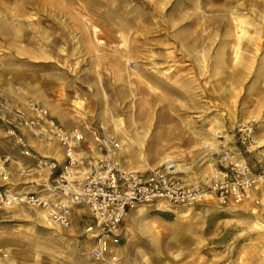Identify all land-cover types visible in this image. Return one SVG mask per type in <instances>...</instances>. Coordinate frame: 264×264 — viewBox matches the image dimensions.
<instances>
[{
    "label": "rangeland",
    "instance_id": "1",
    "mask_svg": "<svg viewBox=\"0 0 264 264\" xmlns=\"http://www.w3.org/2000/svg\"><path fill=\"white\" fill-rule=\"evenodd\" d=\"M0 100L5 134L1 117L33 103L91 144L111 137L124 168L206 184L243 121L241 155L264 151V0H0ZM207 198L132 208L97 259L93 237L0 208V264H264V181Z\"/></svg>",
    "mask_w": 264,
    "mask_h": 264
},
{
    "label": "built area",
    "instance_id": "2",
    "mask_svg": "<svg viewBox=\"0 0 264 264\" xmlns=\"http://www.w3.org/2000/svg\"><path fill=\"white\" fill-rule=\"evenodd\" d=\"M3 108L5 103L0 100V113ZM1 118L8 126L7 134L20 145L21 153L34 159L20 166L18 173L38 177L33 182L35 190L8 188L9 160L0 155V180L4 182L0 185V208L19 205L36 209L48 223L62 228H69L74 216L80 217L81 234L94 238L89 254L96 259L118 242L120 226L132 208L143 204L188 206L204 202L207 197L220 205L238 203L251 186L264 181V152L256 151L259 158L250 166L237 147V143L246 146L253 141L251 124L237 127V137H233L231 145H217L215 174L208 183L199 185L183 182L167 167L124 168L114 154L118 144L111 137L93 133L91 144L81 132L64 128L36 104L11 109V119ZM21 129L56 142L63 159L33 155Z\"/></svg>",
    "mask_w": 264,
    "mask_h": 264
},
{
    "label": "crops",
    "instance_id": "3",
    "mask_svg": "<svg viewBox=\"0 0 264 264\" xmlns=\"http://www.w3.org/2000/svg\"><path fill=\"white\" fill-rule=\"evenodd\" d=\"M23 135L25 136L26 141L33 149L39 152L41 155L47 156L49 158L56 159L61 161L63 159V152L59 145L54 146H45L36 142L32 135L22 130ZM7 134L0 127V155H5L9 158L7 165L8 171V182L7 187L13 189H22L32 191L35 190L36 184L33 182L37 180L35 175H26L22 176L18 173L19 167L33 162L32 155L22 154L21 151L16 146L12 137H7ZM82 147L85 148V144L82 143ZM32 149V148H31ZM0 185H4V182L0 180ZM80 213H83V210H79ZM81 219L80 217L74 216L72 219V224L67 230H74L78 234H81Z\"/></svg>",
    "mask_w": 264,
    "mask_h": 264
},
{
    "label": "bare ground",
    "instance_id": "4",
    "mask_svg": "<svg viewBox=\"0 0 264 264\" xmlns=\"http://www.w3.org/2000/svg\"><path fill=\"white\" fill-rule=\"evenodd\" d=\"M247 123V121H243V124H246ZM261 152H264V151H261ZM171 166V165H170ZM33 218H38V214L36 215V214H33V215H31ZM253 225L254 226H257V224L256 223H253ZM251 227V226H250ZM5 241H0V244H2V243H4ZM3 251H4V249H3ZM2 264H14L13 262H10V261H3L2 262Z\"/></svg>",
    "mask_w": 264,
    "mask_h": 264
}]
</instances>
